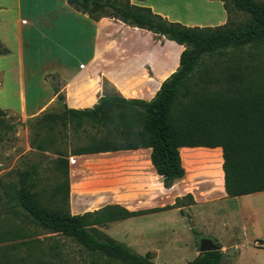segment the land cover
Instances as JSON below:
<instances>
[{"label":"trees","instance_id":"trees-1","mask_svg":"<svg viewBox=\"0 0 264 264\" xmlns=\"http://www.w3.org/2000/svg\"><path fill=\"white\" fill-rule=\"evenodd\" d=\"M64 1L91 20L114 19L173 42L182 50L176 70L160 84L150 101L124 99L102 79L101 97L92 108L67 110L61 104L62 96L57 95L62 115L45 114L36 123L53 121L55 117L68 119L75 128L87 123L95 132L84 137L81 147L70 151L74 156L149 149L150 165L164 189L184 175L180 148H218L226 197L264 191V61L245 52L246 48L264 46V0H209L221 3L226 22L201 28L168 22L148 7L132 5L129 0ZM232 12L246 14L247 21L242 25L230 24ZM7 53L0 46V55ZM57 155L56 162L64 165L66 176V157L60 152ZM33 175L34 171L19 172L14 191L15 203L32 227L71 239L88 253L117 264H152L149 254L141 257L132 253L94 226L163 208L129 212L110 205L71 215L66 178L64 187L54 192L52 200L57 205L50 206L41 203ZM182 198L191 203L189 195ZM179 201L175 199L173 207H179ZM3 234L5 238L0 240H19L13 247H29L36 242L27 241L30 236L23 227ZM220 258L218 250L204 252L189 264H218ZM35 264L54 263L36 260Z\"/></svg>","mask_w":264,"mask_h":264},{"label":"crops","instance_id":"crops-1","mask_svg":"<svg viewBox=\"0 0 264 264\" xmlns=\"http://www.w3.org/2000/svg\"><path fill=\"white\" fill-rule=\"evenodd\" d=\"M181 1L184 2L182 8L178 7ZM189 1L129 0V3L148 7L168 22L187 27H216L224 24L226 16L220 2L198 0L202 5L201 14L193 16L188 10ZM185 14H190L194 20H189L190 17ZM165 43L174 44L114 19L101 17L91 20L86 14L74 11L64 0H0V46L8 51L7 54L0 55V111H10L24 123L54 108L57 105V95L62 96L61 104L67 110L90 109L101 97L102 79L120 97L148 102L154 97L161 82L178 66L176 59L173 67V59L165 49ZM178 48L180 52L182 47ZM162 74L166 76L159 80ZM27 93H31V97L28 98ZM215 150L219 149L180 148L178 153L184 175L168 189L162 187L160 177L150 165L149 149L68 158L76 159V163L78 160L84 163L86 158L99 159V156H104L99 160L103 163H98L97 166L119 174L128 181H147L151 177L156 194L159 195L156 200L159 206L160 190L170 191L169 206L174 204L175 199L189 195L191 203L179 208L187 211L189 226L188 223H193L196 213H199L196 209L238 198H228L225 195L219 155L217 169H207L204 173L192 169L195 161L202 158L209 160L211 152L217 154ZM145 185L149 188L148 184H143ZM125 188L131 189L129 185ZM121 206L129 212L160 209L138 207L136 204ZM172 210L175 209L170 211ZM248 215L253 217V228L258 236L247 244L254 250L264 251V233L255 219L253 209ZM247 220L248 225L250 218ZM243 227L244 229L232 232V237L228 235L232 227L225 224L215 231L214 237L216 236L221 254L218 264H235L236 257L243 248L240 238L246 237L247 230ZM193 230L202 238L213 237L212 230L208 227ZM193 230L186 227L190 234ZM227 247L233 253H228Z\"/></svg>","mask_w":264,"mask_h":264},{"label":"rangeland","instance_id":"rangeland-1","mask_svg":"<svg viewBox=\"0 0 264 264\" xmlns=\"http://www.w3.org/2000/svg\"><path fill=\"white\" fill-rule=\"evenodd\" d=\"M180 4L178 7L182 8L184 2L181 1ZM189 6L188 10L193 16L201 14L200 1L190 0ZM185 16L190 17L189 20H194L190 14ZM247 19L248 16L240 12H232L229 16L230 24L233 25H242ZM213 22H215L214 19ZM164 47L172 57L174 67L180 53L179 48L169 43H165ZM245 52L264 61V46L251 50L246 48ZM245 52L244 56H246ZM165 76L166 74H162L159 80L164 79ZM107 92L110 93V89L107 88ZM31 95L27 93L28 98ZM56 104L54 108L40 116L62 115L61 104L58 102ZM40 116L21 123L16 114L0 111V239L5 238L2 237L4 232L23 227L30 236L27 241H36L29 247L22 245L13 247L19 240H0V264H35L36 260L50 261L54 264H117L88 253L71 239L32 227L23 218L14 200V191L18 185L17 174L21 171H34L35 175L31 177L34 188L39 193L41 203L50 206L57 205L52 198H55L54 192L58 188L64 187L66 178L67 206L72 215L81 214L90 209L100 210L110 205L123 208L121 204L163 208L162 211L146 212L130 217L131 219L94 226L99 233L123 244L132 253L141 257L149 254V262L152 264H189L199 254L197 247L202 238L193 229L208 227L212 230L213 237L210 239L218 245L214 234L222 224L232 227L228 233L231 237L232 232L244 229L243 226L247 230L246 237L240 238L243 248L237 255L235 264H264V251L254 250L247 244L258 236L256 229L253 228V217L248 215L251 209L264 233V192L204 205L203 209H196L199 213H196L193 223H188L189 226H187L188 213L179 208L188 204V200L181 198L179 207L169 206L170 191L160 190L161 204L157 205L156 200L159 195L156 194L154 180L151 177L147 181H128L119 174L116 175L112 171L97 166L98 163H103L99 160L104 156H99V159L86 158L84 163L80 162L81 160L76 163V159L68 158L74 156L70 155V151L84 144V137L94 134L95 131L87 123H82L79 128H75L68 119L61 120L55 117L53 121L44 120L38 124L36 119ZM37 145L42 148L38 149ZM215 151L217 154L211 152L209 160L202 158L195 161L192 169L200 173H204L207 169H217V157L220 156V150ZM58 152L66 157V176L64 165L56 162ZM69 164L70 169H68ZM143 184H148L149 188ZM126 185H129L131 189L125 188ZM171 209L175 210L170 211ZM91 210L86 212H92ZM186 227L192 229L193 233L186 231ZM227 249L228 253H233L231 248L227 247ZM28 254L33 257H29Z\"/></svg>","mask_w":264,"mask_h":264},{"label":"water","instance_id":"water-1","mask_svg":"<svg viewBox=\"0 0 264 264\" xmlns=\"http://www.w3.org/2000/svg\"><path fill=\"white\" fill-rule=\"evenodd\" d=\"M217 250H218L217 245L214 244L211 239L202 238L198 242V247H197L198 253L211 252Z\"/></svg>","mask_w":264,"mask_h":264},{"label":"built area","instance_id":"built-area-1","mask_svg":"<svg viewBox=\"0 0 264 264\" xmlns=\"http://www.w3.org/2000/svg\"><path fill=\"white\" fill-rule=\"evenodd\" d=\"M71 161V160H70Z\"/></svg>","mask_w":264,"mask_h":264}]
</instances>
